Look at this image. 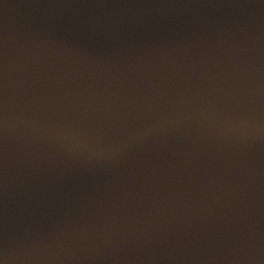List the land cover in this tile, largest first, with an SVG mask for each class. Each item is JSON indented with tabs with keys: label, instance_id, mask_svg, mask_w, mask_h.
<instances>
[{
	"label": "water",
	"instance_id": "water-1",
	"mask_svg": "<svg viewBox=\"0 0 264 264\" xmlns=\"http://www.w3.org/2000/svg\"><path fill=\"white\" fill-rule=\"evenodd\" d=\"M204 0H0V259L89 264L131 143Z\"/></svg>",
	"mask_w": 264,
	"mask_h": 264
},
{
	"label": "snow or ice",
	"instance_id": "snow-or-ice-1",
	"mask_svg": "<svg viewBox=\"0 0 264 264\" xmlns=\"http://www.w3.org/2000/svg\"><path fill=\"white\" fill-rule=\"evenodd\" d=\"M0 264H4V261H3V259H0Z\"/></svg>",
	"mask_w": 264,
	"mask_h": 264
}]
</instances>
